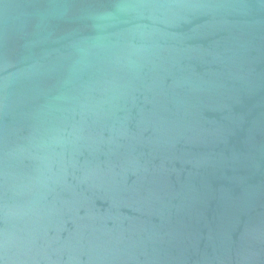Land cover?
<instances>
[{
  "label": "water",
  "instance_id": "obj_1",
  "mask_svg": "<svg viewBox=\"0 0 264 264\" xmlns=\"http://www.w3.org/2000/svg\"><path fill=\"white\" fill-rule=\"evenodd\" d=\"M0 264H264V0H0Z\"/></svg>",
  "mask_w": 264,
  "mask_h": 264
}]
</instances>
